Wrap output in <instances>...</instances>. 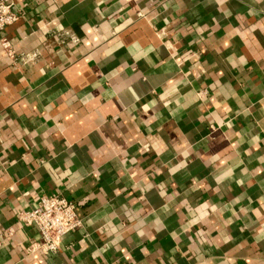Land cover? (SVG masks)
<instances>
[{
	"label": "crops",
	"instance_id": "obj_1",
	"mask_svg": "<svg viewBox=\"0 0 264 264\" xmlns=\"http://www.w3.org/2000/svg\"><path fill=\"white\" fill-rule=\"evenodd\" d=\"M11 1L0 264H264V0ZM52 194L82 225L30 252Z\"/></svg>",
	"mask_w": 264,
	"mask_h": 264
},
{
	"label": "built area",
	"instance_id": "obj_2",
	"mask_svg": "<svg viewBox=\"0 0 264 264\" xmlns=\"http://www.w3.org/2000/svg\"><path fill=\"white\" fill-rule=\"evenodd\" d=\"M18 19L19 14L12 1L0 0V31L5 30ZM58 36L61 44L66 39H69L73 44L78 43V39L73 35L62 33ZM0 45L13 62H32L39 58L38 51L16 54L12 43L6 38L0 40ZM17 219L24 225H34L39 231L42 241L40 244H32L28 248L30 252L37 249H41L43 253L55 252L61 244L62 237L82 225V220L76 213L75 204L60 194L41 197L31 210L18 211Z\"/></svg>",
	"mask_w": 264,
	"mask_h": 264
}]
</instances>
